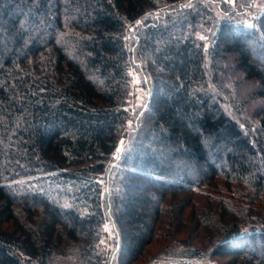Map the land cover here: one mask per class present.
Listing matches in <instances>:
<instances>
[{"label": "trees", "instance_id": "1", "mask_svg": "<svg viewBox=\"0 0 264 264\" xmlns=\"http://www.w3.org/2000/svg\"><path fill=\"white\" fill-rule=\"evenodd\" d=\"M220 260L264 264V0H0V264Z\"/></svg>", "mask_w": 264, "mask_h": 264}, {"label": "rangeland", "instance_id": "2", "mask_svg": "<svg viewBox=\"0 0 264 264\" xmlns=\"http://www.w3.org/2000/svg\"><path fill=\"white\" fill-rule=\"evenodd\" d=\"M133 85H134V92L136 94V97H134L136 103L133 104V106L134 105L136 106V104L140 105V103L143 102V98H144L145 94H144L143 89H141V87H140V83H139L137 76H135V75H134ZM106 229L110 233V227L107 226ZM195 244H199V239H196ZM157 249H158V246L156 244L150 248L151 256L156 255ZM180 249H182V247H180L179 249L177 248V250H180ZM180 258H182V257H180ZM181 260L183 261L184 259L182 258ZM222 262L223 261H221V260L218 261L219 264H223ZM205 263H207V262H204L203 264H205ZM156 264H165V263H164V261H159ZM190 264H201V263L197 262V261H191Z\"/></svg>", "mask_w": 264, "mask_h": 264}]
</instances>
